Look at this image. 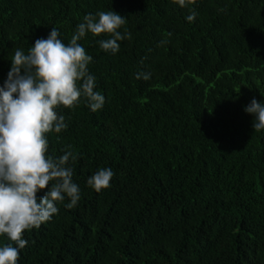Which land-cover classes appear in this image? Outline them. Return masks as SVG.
Masks as SVG:
<instances>
[{
	"label": "trees",
	"instance_id": "1",
	"mask_svg": "<svg viewBox=\"0 0 264 264\" xmlns=\"http://www.w3.org/2000/svg\"><path fill=\"white\" fill-rule=\"evenodd\" d=\"M109 10L131 33L119 51L78 41L105 103L58 108L68 127L48 134V155L77 156L81 198L25 231L18 264H264V130L245 111L264 103V0H0V86L16 49L53 27L67 43ZM101 168L114 176L98 193Z\"/></svg>",
	"mask_w": 264,
	"mask_h": 264
},
{
	"label": "clouds",
	"instance_id": "2",
	"mask_svg": "<svg viewBox=\"0 0 264 264\" xmlns=\"http://www.w3.org/2000/svg\"><path fill=\"white\" fill-rule=\"evenodd\" d=\"M172 2L185 8L196 0ZM195 17L193 10L187 20ZM125 24L126 17L112 10L99 11L85 15L67 43L53 27L27 54L15 50L7 79L0 86V236L10 241L0 246V264H18L20 250L28 244L23 238L25 231L49 222L58 213L57 202L67 197L70 202L65 206L72 209L80 200V188L67 166L77 156L71 146L59 157L48 155V134L68 127L65 117L57 112L60 107L74 109L84 98L93 112L102 109L105 97L95 90L96 79L88 71L93 58L78 41L88 33L107 36L98 41L99 47L116 54L118 42L131 38L127 30L124 34L118 31ZM150 76L138 72L135 78L147 81ZM245 111L255 117L254 131L264 130V103L253 99ZM113 176L111 168H101L87 184L99 193L111 186ZM41 191L45 194L38 197Z\"/></svg>",
	"mask_w": 264,
	"mask_h": 264
}]
</instances>
